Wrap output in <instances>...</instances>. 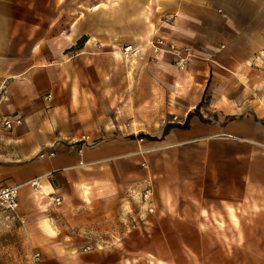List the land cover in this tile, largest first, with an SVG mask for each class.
Instances as JSON below:
<instances>
[{
	"label": "crops",
	"instance_id": "obj_1",
	"mask_svg": "<svg viewBox=\"0 0 264 264\" xmlns=\"http://www.w3.org/2000/svg\"><path fill=\"white\" fill-rule=\"evenodd\" d=\"M0 186V264H264V0H0Z\"/></svg>",
	"mask_w": 264,
	"mask_h": 264
},
{
	"label": "built area",
	"instance_id": "obj_2",
	"mask_svg": "<svg viewBox=\"0 0 264 264\" xmlns=\"http://www.w3.org/2000/svg\"><path fill=\"white\" fill-rule=\"evenodd\" d=\"M166 45V42L163 39H157L152 43V49L154 53H159L163 50V47ZM135 49L132 46H126L122 49V54L125 58H129L135 53ZM3 126L5 129L12 130L15 126L22 125V119L16 118L14 120L9 118H4L2 120ZM87 140L83 141L79 146V152H82ZM50 155H54V152H51ZM31 185L35 188H41L42 186L38 181H33ZM151 189L147 188L142 197L144 201L148 202L151 199ZM56 203L59 205L61 202L59 199L56 200ZM19 209V189L16 186H0V215H11L15 214ZM148 213L154 212L153 206L147 207ZM39 258V255L37 256Z\"/></svg>",
	"mask_w": 264,
	"mask_h": 264
},
{
	"label": "rangeland",
	"instance_id": "obj_3",
	"mask_svg": "<svg viewBox=\"0 0 264 264\" xmlns=\"http://www.w3.org/2000/svg\"><path fill=\"white\" fill-rule=\"evenodd\" d=\"M227 236L228 235H221V238L220 239H223L224 241H227ZM156 252H158V251H156ZM181 252H184V254L186 255V256H184V255H182L183 253H181ZM201 256H202V254H197V256L196 255H194V254H192V256H191V253H190V250H187V249H183L182 251H177V253H176V258L177 259H181V258H186V259H188V257H191V259H192V257L193 258H197L198 259V261H200V259L199 258H201ZM203 258L204 259H206L207 258V256L206 255H204L203 256ZM199 263H201V262H199Z\"/></svg>",
	"mask_w": 264,
	"mask_h": 264
},
{
	"label": "trees",
	"instance_id": "obj_4",
	"mask_svg": "<svg viewBox=\"0 0 264 264\" xmlns=\"http://www.w3.org/2000/svg\"><path fill=\"white\" fill-rule=\"evenodd\" d=\"M187 125H184V127H186Z\"/></svg>",
	"mask_w": 264,
	"mask_h": 264
}]
</instances>
